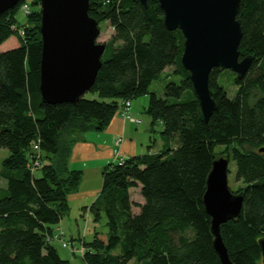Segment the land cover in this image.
<instances>
[{
  "label": "trees",
  "instance_id": "16d2710c",
  "mask_svg": "<svg viewBox=\"0 0 264 264\" xmlns=\"http://www.w3.org/2000/svg\"><path fill=\"white\" fill-rule=\"evenodd\" d=\"M25 3L0 15V148L9 151L0 172L6 181L0 187V264H71L52 241L83 177L70 167L74 146L88 132H104L127 102L144 95L146 113L162 125L165 146L104 167L102 190L89 210L96 221L106 216L109 231L82 241L84 264H222L204 204L218 149L231 156L242 182L231 191L244 197L240 217L221 226L229 258L233 264H263L264 0L241 2L240 57L253 61L241 79L212 71L217 107L208 124L181 62L183 34L168 30L159 0H89L90 17L99 28L107 23L112 34L86 93L97 98L85 95L76 105L43 102L41 4L30 3L21 26ZM167 69L169 81L159 97L150 87ZM226 72L235 75L232 97L220 84ZM135 190L142 202L133 200Z\"/></svg>",
  "mask_w": 264,
  "mask_h": 264
},
{
  "label": "water",
  "instance_id": "95a60500",
  "mask_svg": "<svg viewBox=\"0 0 264 264\" xmlns=\"http://www.w3.org/2000/svg\"><path fill=\"white\" fill-rule=\"evenodd\" d=\"M21 0H0V15ZM147 5L148 0H140ZM170 31L184 38L182 65L190 73L205 122L216 110L210 88L213 70L231 71L239 79L253 58L241 59L244 35L238 18L242 0H159ZM42 60L40 92L48 104L76 105L93 87L106 49L99 43V23L89 15V0H40ZM264 151V150H263ZM229 159L213 163L207 180L204 204L210 215L214 247L222 264H233L221 236V226L241 215L244 197L229 187ZM264 264V238L259 241Z\"/></svg>",
  "mask_w": 264,
  "mask_h": 264
},
{
  "label": "crops",
  "instance_id": "0c3cea01",
  "mask_svg": "<svg viewBox=\"0 0 264 264\" xmlns=\"http://www.w3.org/2000/svg\"><path fill=\"white\" fill-rule=\"evenodd\" d=\"M140 107L146 110L148 106L142 105ZM129 113L133 118L143 121L138 104L131 102ZM145 121L142 122V125L141 123L136 124L122 115L116 114L104 132H88L82 136L83 140L74 146L70 167L82 170L83 177L78 192L70 196V212L72 214L76 213L78 206L85 205L94 199V196L100 194L103 185L102 172L105 166L114 162L115 140L117 138H124L119 149L125 159L147 153H157L164 148L165 138L162 131V141H159L160 145L157 144L160 148L158 151H155L156 145L147 144L148 141L153 140L152 137L156 131L154 125L158 124H153L152 118L151 121L147 122L146 119ZM161 129L163 130L162 125ZM61 227L62 222L57 228ZM61 229L63 231V227Z\"/></svg>",
  "mask_w": 264,
  "mask_h": 264
},
{
  "label": "rangeland",
  "instance_id": "374dc122",
  "mask_svg": "<svg viewBox=\"0 0 264 264\" xmlns=\"http://www.w3.org/2000/svg\"><path fill=\"white\" fill-rule=\"evenodd\" d=\"M33 0H27V3H25L24 5L29 6V8L31 9V5L30 3ZM24 5L21 8V12L19 14L18 20L21 26H24L27 23V14L24 11ZM40 9V7H39ZM100 31L101 34L98 38V42L99 43H106L112 34V30L110 28V26L107 23H102L100 25ZM109 50L106 52L105 54V58L109 57ZM172 69H167L163 74H162V78L161 80L155 81L152 83L151 87H150V91L151 92H155L159 97H163V88L164 86L167 84V82L169 81V75L171 73ZM171 77L173 78L174 81H178V77H175L173 75H171ZM234 78L235 75L231 74V73H223L220 76V84H222L226 90L228 91L230 97H232L235 92H236V87L234 85ZM87 98H97V96H93L91 94H87L86 95ZM133 103H136L139 105V110H140V115L143 121H141V125L142 122L145 121V119L148 121H151V116L148 115L146 113V110H143L140 106H148L149 104V95H144L142 97H139L137 99H134L132 101ZM147 104V105H146ZM119 115H122L123 117H125L122 112H119ZM126 118V117H125ZM136 124H140L137 123V121H140L138 119H135L131 116L126 118ZM146 122V121H145ZM155 126V133L153 134V140L152 141H148L147 144L149 145H156L157 147L155 148V151H158L160 142L162 141V135H161V125H154ZM124 138H117L115 140V147H116V143L119 142V145L122 144L121 140H123ZM159 144V145H157ZM160 149V148H159ZM121 153V152H120ZM228 154L223 153V149H218V158L221 157H226L229 159L230 163H229V177H228V181H229V187L231 188V190L233 191H238L241 187H242V182H238L236 179V169H235V164L232 162L231 156H227ZM9 156V151L7 149L4 148H0V172L3 169V161ZM39 174V173H38ZM0 187H6V181L1 177L0 175ZM133 196V200L136 202H142V198L140 197V194L137 190L133 191L132 193ZM98 198V196H94V199H92L91 201H88L85 205H80L76 208V213L72 214L71 212L64 216L63 220H62V227H63V232L65 233V237L64 240L69 243L70 248H64L61 244L60 241L58 240H53L52 244L55 246V248L58 250L60 256L62 259L65 260H69L71 262V264H84L83 259H82V241H86V242H90L93 240V237L96 233L99 234H105L109 231L108 226H107V218L104 214H102L101 218L99 221L95 220L94 217V213L91 212L89 210V208L91 207V205L93 204V202ZM86 206V207H85ZM84 207V208H82ZM71 211V210H70ZM61 227V228H62ZM61 228H57V230H62ZM73 248L74 252L71 250Z\"/></svg>",
  "mask_w": 264,
  "mask_h": 264
},
{
  "label": "built area",
  "instance_id": "2783aa9c",
  "mask_svg": "<svg viewBox=\"0 0 264 264\" xmlns=\"http://www.w3.org/2000/svg\"><path fill=\"white\" fill-rule=\"evenodd\" d=\"M24 11H25V13L26 14H29L30 13V8H29V6H27V5H24ZM130 102H127L126 103V107L125 108H122V110H121V112H122V114L127 118H129L130 117V114L128 113V109H129V107H130ZM141 121H137V123H140ZM123 141H124V139L123 140H121V142L123 143ZM119 142L120 141H118V143H116V149L114 150V161L115 162H117V163H119V164H122L123 162H124V160H125V158L121 155V153H120V149H119V147L121 146V145H119ZM34 149H35V151H39L40 150V148H39V144L38 143H36L35 145H34ZM38 165V163H36V166ZM62 237H63V231L62 230H57L56 231V235H55V239L56 240H58V241H60L61 242V244H62V246L64 247V248H68V244L62 239Z\"/></svg>",
  "mask_w": 264,
  "mask_h": 264
}]
</instances>
